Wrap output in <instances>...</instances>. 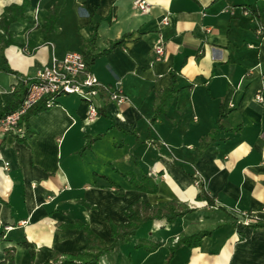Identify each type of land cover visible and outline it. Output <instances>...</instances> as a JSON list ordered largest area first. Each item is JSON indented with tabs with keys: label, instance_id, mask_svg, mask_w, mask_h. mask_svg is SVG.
<instances>
[{
	"label": "crops",
	"instance_id": "crops-1",
	"mask_svg": "<svg viewBox=\"0 0 264 264\" xmlns=\"http://www.w3.org/2000/svg\"><path fill=\"white\" fill-rule=\"evenodd\" d=\"M148 1L142 13L134 0H0V22L7 7L26 4L23 19L7 31L0 25V42L12 40L6 61L0 59V106L20 81H34L52 54L81 52L95 24L99 50L125 41L98 57L91 72L107 91L118 89L126 98L121 105L109 100L108 117L92 119L86 102L60 96L59 105L29 118L30 139L0 138V263L8 250L6 264H43L56 253L84 251V231L63 228L77 221L109 246L110 223L125 224L126 209L141 199L195 211L174 223L143 224L129 241L115 242L99 264H264V228L255 227L264 224V99H258L264 0ZM157 45L164 48L160 60ZM171 70L179 74L177 91L151 122L155 94L170 86ZM95 102L104 106L100 95ZM86 135L94 142L79 152ZM204 137L215 140L198 155ZM125 173L137 179L149 174L158 191L133 188ZM190 173L203 180L214 206L197 200ZM118 186L122 195L115 193ZM200 232L211 235L193 248L180 244L171 255L179 236ZM26 244L34 247L33 259Z\"/></svg>",
	"mask_w": 264,
	"mask_h": 264
},
{
	"label": "trees",
	"instance_id": "trees-1",
	"mask_svg": "<svg viewBox=\"0 0 264 264\" xmlns=\"http://www.w3.org/2000/svg\"><path fill=\"white\" fill-rule=\"evenodd\" d=\"M26 7V4L22 6H10L7 7L4 13L1 16V28L4 31H7L8 26L13 23L14 21H18L23 19V12ZM252 14H256V10H251ZM51 24V17L47 20L45 25L43 26L44 29V38L46 39V32L45 28L50 26ZM98 26L95 24L93 25V30L90 35V38L84 45L81 53L84 57L86 67L88 71H91L92 66L94 65L96 59L106 53L113 51L117 46H123L124 44V37L111 41L109 46L103 50H99L96 46V41L98 39ZM263 36L261 37V39ZM12 43V40H3L0 42V59L6 61L4 56V49L8 47ZM12 71V70H11ZM171 76V84L168 88L164 89L161 92L156 93L155 99V106H154V115L151 119V122H154L157 118H160L162 114L165 112L166 107L169 105L170 100L173 98L174 94L176 93V81L179 77V74L175 70L170 71ZM32 82V80L28 81H20L17 85L16 91L14 93L13 98L5 103L4 105L0 106V119L5 117L7 114L13 112L24 100L28 86ZM110 92L106 91L105 89H100V96L104 100V106L98 109V114L103 115L104 117H108L105 113V105L110 100ZM262 98L264 99V90L262 91ZM60 102L58 97L56 96H47L37 102L34 106H32L26 115L24 116V120H26V126L24 133L22 136H16L20 141H26L30 139L34 131L31 129L29 125V118L31 116L37 115L40 112L49 110L53 106L59 105ZM223 118V116H221ZM221 121V120H220ZM124 133H127L123 131ZM99 137V136H98ZM135 137L138 136L135 134ZM88 139L85 146L79 150V152H83L87 147H91V144L94 142V139L90 136L86 135ZM147 140H151L153 145L156 148H160V144L157 139L152 138L150 134H148ZM215 140L214 137H204L199 146L197 147L198 155H201L204 150ZM3 140H0V146L3 145ZM143 143L144 141H139ZM193 177L197 183L199 188V192L197 194V200L199 201H206L209 206H214L215 201L209 195L208 191L205 188L203 180L196 175L195 173L189 174ZM125 178L129 181L130 185L142 192L146 193H156L158 191V183L156 179L151 177L149 174L145 173L142 175L140 179H137L134 174H124ZM124 192L123 187H119L115 190L117 195H122ZM195 211L194 207H190L186 204H177L176 202H159L156 204H148L145 203L143 200H138L128 206L125 211V214L128 218L127 222L123 225H115L110 223L112 237L114 238V242L111 245H107L100 237H98L88 226V224L83 223L81 221H77L73 225H64L63 228H79L82 229L85 233L87 246L84 251L78 254H65V253H56L55 256L50 259L46 260L43 264H99V259L102 255L106 252L111 251L114 248L115 242L118 240L129 241V239L134 236L140 227L150 221L153 220H165L167 223H174L176 220L180 218H184L189 216L191 213ZM255 227H263L262 225H255ZM211 235V232H200L198 234H194L191 236H179L177 242L171 247V255L174 253L175 249L180 245L184 244L188 248H193L201 244L202 239L205 236ZM30 247L31 251V258H34V247L31 244H26ZM151 249V248H150ZM12 259V255H10V251L8 250L6 253V258L0 264H6L7 261Z\"/></svg>",
	"mask_w": 264,
	"mask_h": 264
},
{
	"label": "built area",
	"instance_id": "built-area-1",
	"mask_svg": "<svg viewBox=\"0 0 264 264\" xmlns=\"http://www.w3.org/2000/svg\"><path fill=\"white\" fill-rule=\"evenodd\" d=\"M134 4L142 13L148 12L151 7L148 0H134ZM246 15H249L248 11ZM258 33L263 35L261 27L258 28ZM154 51L156 60H160L164 53L163 46H155ZM100 89L106 90L96 75L87 70L81 52H68L61 58L52 54L50 60L37 71L35 80L29 84L22 103L0 119V138L6 134L22 136L26 126L24 116L32 106L47 96H76L88 104V117L96 118L98 106L95 99L99 97ZM258 99L263 98L260 95ZM110 100L121 105L126 98L118 89H114L110 92ZM255 221L254 218H246V223Z\"/></svg>",
	"mask_w": 264,
	"mask_h": 264
},
{
	"label": "water",
	"instance_id": "water-1",
	"mask_svg": "<svg viewBox=\"0 0 264 264\" xmlns=\"http://www.w3.org/2000/svg\"><path fill=\"white\" fill-rule=\"evenodd\" d=\"M152 176H154V175L152 174Z\"/></svg>",
	"mask_w": 264,
	"mask_h": 264
}]
</instances>
